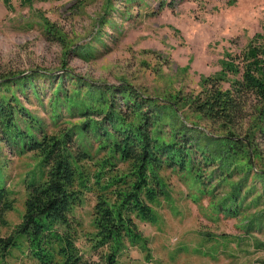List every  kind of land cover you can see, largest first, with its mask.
Wrapping results in <instances>:
<instances>
[{"label":"rangeland","instance_id":"1","mask_svg":"<svg viewBox=\"0 0 264 264\" xmlns=\"http://www.w3.org/2000/svg\"><path fill=\"white\" fill-rule=\"evenodd\" d=\"M251 42L264 43V0H10L8 5L0 0V76L69 71L95 83H128L143 96L166 100L177 92L199 91L203 80L217 73L232 77L221 73L225 61ZM37 83L47 89L42 78ZM221 86L226 88L228 82ZM22 101L44 119L49 131L83 120L64 111L53 126L48 108L38 99ZM178 115L190 124L180 111ZM249 123L244 120L241 133ZM196 127L208 138L221 135L219 123L201 119ZM1 152L14 199L5 222L0 220V238H6L22 219L23 179L38 169L39 156L7 148ZM103 155L99 152L93 160ZM114 163L116 175L129 174L128 162ZM245 170H238L233 180L245 177L243 188L251 191L239 192L237 203H231L237 215H230L215 208L229 192L217 183L218 177L203 191L189 175L163 168V194L151 203L157 222L135 219L146 248L127 244L119 264H264V176ZM93 203L94 195L86 192L75 210L81 222L76 245L84 257L97 260L105 249L93 250L88 240L94 231ZM29 247L20 235L16 245L0 255V264H37Z\"/></svg>","mask_w":264,"mask_h":264},{"label":"trees","instance_id":"2","mask_svg":"<svg viewBox=\"0 0 264 264\" xmlns=\"http://www.w3.org/2000/svg\"><path fill=\"white\" fill-rule=\"evenodd\" d=\"M228 58L221 73L232 77L217 73L205 78L199 91L177 92L166 100L143 96L128 83H95L69 71L1 75L0 153L4 148L33 151L39 161L38 169L23 179L22 219L14 235L0 238V255L22 235L37 264H119L127 244L146 248L135 219L157 222L151 203L163 194L159 173L165 167L189 175L203 191L218 177L217 183L229 192L215 208L237 215L231 203H237L241 190L251 189L243 188L248 179L234 181V174L248 168L264 176V43L251 42ZM38 78L47 83L46 90L36 84ZM223 81L228 82L226 88ZM31 97L48 108L53 126L64 111L83 120L49 131L44 119L24 105L22 100ZM178 111L189 125L181 122ZM201 119L219 123L220 137L205 136L196 127ZM244 120L250 123L241 133ZM99 152L105 155L93 160ZM115 159L129 163L127 176L112 170ZM4 165L0 156L3 223L14 203ZM86 192L94 195V231L88 240L93 250L105 249L97 260L84 257L76 245L81 222L75 210Z\"/></svg>","mask_w":264,"mask_h":264}]
</instances>
